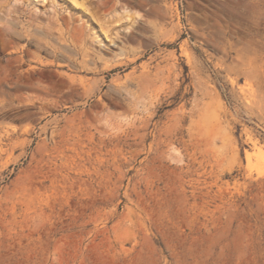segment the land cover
<instances>
[{"label": "rangeland", "instance_id": "obj_1", "mask_svg": "<svg viewBox=\"0 0 264 264\" xmlns=\"http://www.w3.org/2000/svg\"><path fill=\"white\" fill-rule=\"evenodd\" d=\"M99 1L0 0V264H264V0Z\"/></svg>", "mask_w": 264, "mask_h": 264}, {"label": "bare ground", "instance_id": "obj_2", "mask_svg": "<svg viewBox=\"0 0 264 264\" xmlns=\"http://www.w3.org/2000/svg\"><path fill=\"white\" fill-rule=\"evenodd\" d=\"M98 7L103 8L105 10H114L115 9V4L113 3L112 0H101L98 3ZM135 31L136 32H140V29L139 30H135ZM72 37H73V39L77 40L78 43L80 42V37L76 33H74ZM60 47H63V46L60 45ZM79 47H81V45H79ZM121 88L122 89H120V90L127 92V89L126 88H124V87H121ZM129 96H130V103L133 106H136L138 104L137 97H134V95H131V94H129Z\"/></svg>", "mask_w": 264, "mask_h": 264}]
</instances>
